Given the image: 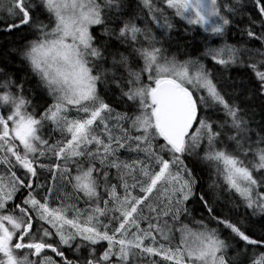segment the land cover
Wrapping results in <instances>:
<instances>
[{
  "label": "snow or ice",
  "instance_id": "6c2138e0",
  "mask_svg": "<svg viewBox=\"0 0 264 264\" xmlns=\"http://www.w3.org/2000/svg\"><path fill=\"white\" fill-rule=\"evenodd\" d=\"M21 29L0 264H264V0H0Z\"/></svg>",
  "mask_w": 264,
  "mask_h": 264
},
{
  "label": "trees",
  "instance_id": "16d2710c",
  "mask_svg": "<svg viewBox=\"0 0 264 264\" xmlns=\"http://www.w3.org/2000/svg\"><path fill=\"white\" fill-rule=\"evenodd\" d=\"M243 3H245V4H248L250 7H251V0H243ZM170 15H171V13H169ZM175 23H176V26H177V28H179L180 29V31L181 32H183V29L185 28V27H187V25H186V23L183 21V20H180L178 17L177 18H175V21H174ZM94 29H95V31L98 33L99 31H100V28L99 27H97V26H92ZM24 29H21V30H19L18 32L17 31H14V32H12L11 34H6V33H2V32H0V55H2L6 50H8V49H10V48H12V47H16L17 46V44H19V43H23V41L20 39V37L24 34ZM236 35L237 36V38L239 37V33L237 32V33H233L231 30L228 32V37H229V42L230 43H234L235 41L234 40H232L231 39V37L233 36V35ZM174 35H175V33H174ZM252 47H259V44L258 43H256V44H253V45H251ZM175 49H173V51H174ZM181 59H183V57H180ZM8 61H10V63H11V67L8 69L9 71H13V72H15L16 71V68L19 66V64H20V61H19V57L18 56H12V55H9L8 56ZM3 65L2 64H0V67H2ZM209 66H211V65H209ZM19 74H22V73H18V75ZM49 102H51V101H49ZM253 104H254V106H255V111L257 112V115H256V117H255V119H256V121L257 122H259V120H260V108H259V101H253ZM42 110V109H41ZM120 110H123V109H120ZM253 127H255V125H253ZM256 137L255 136H253V139H255ZM203 183H202V187H207V183H208V173L207 172H205L204 173V175H203ZM197 194H199V192H200V189L199 188H197ZM234 195V194H233ZM224 198H226V195H225V197H222V199H224ZM81 206H83V205H81ZM241 211H243V209H241ZM196 218L198 219L199 218V210H197V216H196ZM191 226V225H190ZM177 239H179V236L177 235ZM105 246H106V243H105ZM66 250V249H65ZM103 250V248H101L100 249V251H102ZM67 251V250H66ZM249 251L251 252L252 250L251 249H249ZM259 251H260V249H257V254L259 253ZM23 253H21V255H22ZM46 255H51V256H53V258L54 259H58V258H56L55 257V255L53 254V253H51L50 251H46V253H45ZM158 259V258H157ZM141 264H143V262H141Z\"/></svg>",
  "mask_w": 264,
  "mask_h": 264
}]
</instances>
